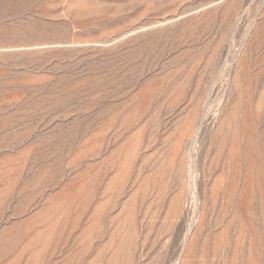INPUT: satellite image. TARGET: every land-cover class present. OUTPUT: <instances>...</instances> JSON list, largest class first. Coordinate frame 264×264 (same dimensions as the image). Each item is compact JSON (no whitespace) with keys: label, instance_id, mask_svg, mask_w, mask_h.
<instances>
[{"label":"rangeland","instance_id":"374dc122","mask_svg":"<svg viewBox=\"0 0 264 264\" xmlns=\"http://www.w3.org/2000/svg\"><path fill=\"white\" fill-rule=\"evenodd\" d=\"M0 264H264V0H0Z\"/></svg>","mask_w":264,"mask_h":264}]
</instances>
